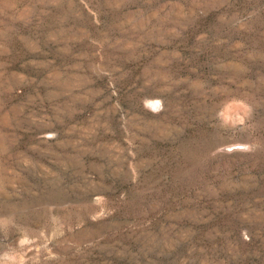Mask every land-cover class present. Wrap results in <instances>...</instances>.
<instances>
[{
    "label": "rangeland",
    "instance_id": "374dc122",
    "mask_svg": "<svg viewBox=\"0 0 264 264\" xmlns=\"http://www.w3.org/2000/svg\"><path fill=\"white\" fill-rule=\"evenodd\" d=\"M0 264H264V0H0Z\"/></svg>",
    "mask_w": 264,
    "mask_h": 264
}]
</instances>
